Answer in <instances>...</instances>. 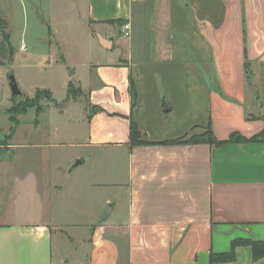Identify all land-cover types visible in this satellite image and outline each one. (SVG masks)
<instances>
[{"label": "crops", "instance_id": "obj_1", "mask_svg": "<svg viewBox=\"0 0 264 264\" xmlns=\"http://www.w3.org/2000/svg\"><path fill=\"white\" fill-rule=\"evenodd\" d=\"M22 1L0 4L14 50L0 66L61 71L83 114L52 96L63 118L45 141L14 143L16 128L2 151L0 264H264L251 244L264 242V0ZM209 125L237 140L173 142ZM64 128L105 149L106 173L124 168L125 182H94L108 190L93 220L49 203L61 190L43 148Z\"/></svg>", "mask_w": 264, "mask_h": 264}, {"label": "rangeland", "instance_id": "obj_2", "mask_svg": "<svg viewBox=\"0 0 264 264\" xmlns=\"http://www.w3.org/2000/svg\"><path fill=\"white\" fill-rule=\"evenodd\" d=\"M18 1L19 3L16 0H12V2L11 0H0V4L2 6L7 4L12 13L16 12L19 14L24 9L21 3L25 1ZM21 21L23 23V19ZM8 31V25L5 27L0 24V62L3 63H7L11 57L10 43L7 38ZM29 34L30 36L24 38L26 44H30L31 39H36V35L31 30H29ZM69 39L73 44V38L70 37ZM79 41L80 46L85 45L86 39L83 38L81 41L80 38ZM26 44H24L25 47L27 46ZM9 67V64H6L4 67L0 66V141L10 134L11 128L14 126L10 119L11 115L7 111L13 102L12 97L15 98L14 100L18 104L27 98H35L38 95L40 104L44 106L43 111L39 115L37 114L36 107H31L27 113L19 116L21 125L17 126V135L13 136L11 140L14 143L21 141H29V143H36L39 140L45 141L44 137L47 136L49 127L48 123H58L63 118L53 109L56 107L52 105V96L55 103H66V106L70 109L67 118L72 119L73 116L76 118L82 117L83 113L79 111L77 105L79 100L73 98L80 96L81 91L75 87L72 89L71 95L62 80L61 71L40 72L25 67ZM9 71L11 75H14L19 87L23 90L19 95H14L12 92L10 74H7ZM49 85L53 88L52 95L46 90L39 89V92L36 91L39 87H47ZM32 91H36V93L29 96ZM69 96H71L70 100L67 101L66 98L68 99ZM37 119L41 124L36 129L35 122ZM197 132H203V130ZM69 133L70 130L64 128L63 140L59 142L63 144L43 148V150L47 151L49 160V166H47L44 179L58 184L59 190H61L55 197L48 193L50 196L49 203L50 205L53 204L56 208L58 206V212L62 216H75L77 219L85 221L93 220L95 215L98 217L101 215V205L107 189L105 185L102 188L96 187L94 182H125L126 175L123 165L118 159L113 162L112 176L106 173L105 171H108V169L105 167L104 161L105 149L102 147H87L83 140L77 137L70 138L66 136ZM79 159L83 160L84 163L75 166Z\"/></svg>", "mask_w": 264, "mask_h": 264}, {"label": "trees", "instance_id": "obj_3", "mask_svg": "<svg viewBox=\"0 0 264 264\" xmlns=\"http://www.w3.org/2000/svg\"><path fill=\"white\" fill-rule=\"evenodd\" d=\"M0 24H2V26H7V22L5 20H3L2 18H0ZM7 38H8V42H9V34H7ZM10 46V50H11V57L9 59V62H12V58H13V54H14V50ZM3 62H0V64H2ZM72 88V85H70V90ZM40 90H38L39 92ZM47 92H49L48 90H46ZM50 93V92H49ZM31 107H36L37 110V114L39 115L43 109L44 106L42 104H40V101L38 100V95L35 98H27L25 101L23 102H19L18 104L15 102L14 105L9 109V113H10V119L13 122L14 126L11 128L10 134L6 136V138L2 141H0V155L2 153V151L8 147L9 145V140L12 138V136L15 134L16 132V128L19 125V116L22 114L27 113L28 109ZM131 132H132V139H134V141H139V130L138 127L135 123H132L131 126ZM252 139H257V137H253ZM237 140L236 134H233L230 138V140L227 141H222L216 138L211 126L209 125L208 127H206L205 129H203V132H197L195 129L192 130L191 132H188L184 137L176 139L173 142H190V143H198V142H208L212 145H221L224 144L226 142H231V141H235ZM241 140H247L244 138H241ZM253 248H254V255L255 257H258L260 255H264V242H251ZM220 258V257H219ZM226 258V257H224ZM216 256L212 257V260H215ZM222 259V257H221Z\"/></svg>", "mask_w": 264, "mask_h": 264}, {"label": "water", "instance_id": "obj_4", "mask_svg": "<svg viewBox=\"0 0 264 264\" xmlns=\"http://www.w3.org/2000/svg\"><path fill=\"white\" fill-rule=\"evenodd\" d=\"M10 80H11V88H12V92L14 95H19L22 93V90L20 89L17 81H16V78L14 77V75H11L10 76ZM81 164V160L79 159L77 161V163L75 164V166ZM112 212V207L111 206H106L102 212V216H101V220H105L108 218V216L111 214Z\"/></svg>", "mask_w": 264, "mask_h": 264}, {"label": "built area", "instance_id": "obj_5", "mask_svg": "<svg viewBox=\"0 0 264 264\" xmlns=\"http://www.w3.org/2000/svg\"><path fill=\"white\" fill-rule=\"evenodd\" d=\"M130 30H131V25H130V23H126V24H124V26H123V33H124V36H129V35H130Z\"/></svg>", "mask_w": 264, "mask_h": 264}]
</instances>
